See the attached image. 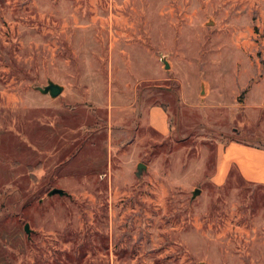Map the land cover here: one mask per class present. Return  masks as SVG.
<instances>
[{"label": "rangeland", "instance_id": "374dc122", "mask_svg": "<svg viewBox=\"0 0 264 264\" xmlns=\"http://www.w3.org/2000/svg\"><path fill=\"white\" fill-rule=\"evenodd\" d=\"M233 1L0 0V264H264V184L210 180L217 142L264 146ZM151 104L171 135L133 144Z\"/></svg>", "mask_w": 264, "mask_h": 264}, {"label": "crops", "instance_id": "0c3cea01", "mask_svg": "<svg viewBox=\"0 0 264 264\" xmlns=\"http://www.w3.org/2000/svg\"><path fill=\"white\" fill-rule=\"evenodd\" d=\"M231 5L236 37L252 38L262 35L264 39V0H234ZM259 66L258 64L261 70ZM241 88L246 90L244 106L264 112V76L251 77L250 80L244 81ZM128 112L124 115V120L129 117L136 122V137L131 143H138V135L142 130L147 132L145 135H152L154 138L171 135L170 116L163 105L151 104L140 109L132 108ZM232 174H237L245 182L264 184V146L236 138L217 142L210 180L221 185Z\"/></svg>", "mask_w": 264, "mask_h": 264}, {"label": "water", "instance_id": "95a60500", "mask_svg": "<svg viewBox=\"0 0 264 264\" xmlns=\"http://www.w3.org/2000/svg\"><path fill=\"white\" fill-rule=\"evenodd\" d=\"M166 67H168V64H166ZM49 90L51 92L53 91V93L56 94V92H58L60 90V86H57L55 84H50ZM139 167L145 168V164L139 163ZM195 192H197V190ZM49 193L50 194H55V193L64 194V191H63V189H60V188H53V189L50 190ZM24 229H25L26 232H28V225L27 224L25 225Z\"/></svg>", "mask_w": 264, "mask_h": 264}]
</instances>
